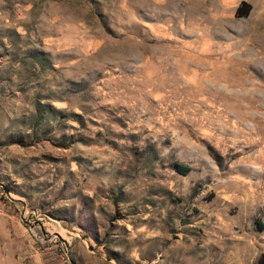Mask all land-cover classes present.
Here are the masks:
<instances>
[{"label": "rangeland", "instance_id": "rangeland-1", "mask_svg": "<svg viewBox=\"0 0 264 264\" xmlns=\"http://www.w3.org/2000/svg\"><path fill=\"white\" fill-rule=\"evenodd\" d=\"M0 264H264V0H0Z\"/></svg>", "mask_w": 264, "mask_h": 264}, {"label": "trees", "instance_id": "trees-1", "mask_svg": "<svg viewBox=\"0 0 264 264\" xmlns=\"http://www.w3.org/2000/svg\"><path fill=\"white\" fill-rule=\"evenodd\" d=\"M176 169L182 174H188L192 170V167L182 162H176Z\"/></svg>", "mask_w": 264, "mask_h": 264}]
</instances>
